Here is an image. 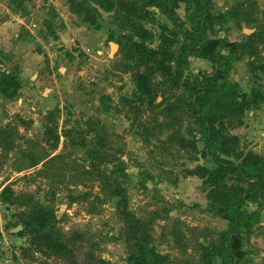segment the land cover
<instances>
[{
    "label": "rangeland",
    "instance_id": "rangeland-1",
    "mask_svg": "<svg viewBox=\"0 0 264 264\" xmlns=\"http://www.w3.org/2000/svg\"><path fill=\"white\" fill-rule=\"evenodd\" d=\"M150 1L0 0V74L14 72L22 83L17 98L0 94V127L9 129L12 141L8 149L0 146V242L16 234V228L22 230L26 214L40 203L53 207L55 228L73 240L68 246L74 256L38 250L25 234L21 255L13 260L1 255L0 264H127L133 247L126 242L117 184L125 191L128 209L150 228L154 248L173 264L209 261L202 258L206 246L220 242L228 220L209 211V186L188 172L212 163L203 158L204 141L188 94L174 84L178 78L183 82L212 72L213 64L196 56L178 62L168 51L150 53L164 40L173 42L174 52L185 44L172 21ZM202 3L199 14L230 12L224 28L210 38L246 44L231 81L249 93L256 87L264 94V0ZM195 12L194 4L181 2L177 8L189 29L198 20L192 18ZM111 42L118 44L114 52ZM135 49L145 53L136 60L137 68L153 86L138 115L126 103L135 82L125 62ZM226 125L239 137L240 151L264 156V101L240 118H227ZM193 136L196 148L182 145V138ZM95 147L108 155L98 170L110 179L94 168ZM35 159L38 163L31 165ZM117 166L128 175L114 174ZM6 187L29 205L3 199ZM257 208L253 202L246 206L248 212ZM242 238L247 257L238 264H264V208L247 221ZM213 252L207 253L219 264Z\"/></svg>",
    "mask_w": 264,
    "mask_h": 264
},
{
    "label": "trees",
    "instance_id": "trees-1",
    "mask_svg": "<svg viewBox=\"0 0 264 264\" xmlns=\"http://www.w3.org/2000/svg\"><path fill=\"white\" fill-rule=\"evenodd\" d=\"M181 2L196 5V12L192 18L198 17V20L191 29L185 27L179 20L177 8ZM150 3L172 21L177 29L176 33L183 35L185 44L174 52L172 51L173 42L167 41L165 44L164 40L158 51H149L143 46L146 53L149 51L156 54L168 51L171 58H175L178 62L186 60L189 56H196L207 59L213 64L212 72L194 74L183 82H180V78L178 82L174 79V84L177 88L184 87L188 94L189 110L200 125L197 133L204 141L203 158L212 163L210 165L200 163L188 172L199 175L203 178L204 184L209 186L207 193L210 201L209 211L216 216L225 217L229 223L227 229L221 234L220 242L214 243L211 248L206 246V252L202 258H208L209 261L202 259L197 264H215L214 256L209 257L207 253L211 250H214L213 255L217 253L220 257L219 264H238L247 257L242 238L245 224L248 220L259 216L264 208V156L253 151L247 153L240 151L239 137L228 131L226 119L235 116L240 118L251 106H260L264 101V94L256 87L252 88L250 93L242 90L230 79L235 67L234 62L242 54L246 44L232 42L228 37H209L217 36V33L224 28L230 15L229 11L207 16L203 13L199 14L198 11L204 9L202 0H151ZM204 18L206 21L202 22ZM231 48L236 51L233 52ZM144 54L139 49L128 54L126 60L128 63L135 64V68H131L125 62L126 67L133 71L132 76L135 82V91L126 103L137 115L153 94L151 78L137 68L136 60ZM167 69L171 68L167 66ZM21 86V80L14 72L0 74V94L4 98H17ZM167 111L171 115L174 113L172 106H169ZM170 123L174 125L175 121L172 120ZM242 123L243 119H240V124ZM9 132V129L3 130L0 127L2 148L11 147L12 141L7 136ZM70 133L69 130L66 135L69 136ZM172 136L176 134L173 133ZM55 138H59L58 133H55ZM181 141L184 146L196 148L195 137L192 140L182 138ZM118 151L123 152L121 148ZM91 153L94 154L92 156L94 162L97 161L93 164L96 170L102 163L108 162V155L102 154L98 148H93ZM37 163L38 159H35L31 165ZM97 172L105 179H110L105 173L99 170ZM112 172L120 177L128 175L122 166H117ZM115 191L116 195L121 198L118 202V209L120 217L127 226L126 242L131 248L133 247L127 264H173L169 261V255L155 249L152 245L153 237L147 223L137 218L128 209L125 191L120 184L116 185ZM1 195L11 204L29 205L26 200L15 196L11 188H4ZM249 202L256 203L258 208L248 212L246 206ZM56 219L53 207L39 203L26 214L23 222L24 228L14 235L23 237L28 234L38 250L45 249L55 255L74 257L68 246L70 243L73 244V240L67 237L62 230L55 228Z\"/></svg>",
    "mask_w": 264,
    "mask_h": 264
},
{
    "label": "built area",
    "instance_id": "built-area-1",
    "mask_svg": "<svg viewBox=\"0 0 264 264\" xmlns=\"http://www.w3.org/2000/svg\"><path fill=\"white\" fill-rule=\"evenodd\" d=\"M15 236L16 235L13 233H10L9 237H7L8 239L5 242H0L3 245V250L0 249V256L2 255L8 260H13L14 257L21 255V250L19 249L22 248L23 240L18 236H16L18 239H15Z\"/></svg>",
    "mask_w": 264,
    "mask_h": 264
},
{
    "label": "water",
    "instance_id": "water-1",
    "mask_svg": "<svg viewBox=\"0 0 264 264\" xmlns=\"http://www.w3.org/2000/svg\"><path fill=\"white\" fill-rule=\"evenodd\" d=\"M244 31H245L246 33H251V32H252V29H248V28H246V29H244ZM111 46H112V52H114V50L118 47V44L115 43V42H111ZM14 231H15V232H18V231H19V227L16 228Z\"/></svg>",
    "mask_w": 264,
    "mask_h": 264
}]
</instances>
